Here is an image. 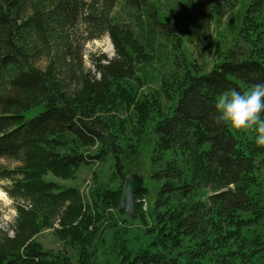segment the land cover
Here are the masks:
<instances>
[{
	"label": "trees",
	"instance_id": "obj_1",
	"mask_svg": "<svg viewBox=\"0 0 264 264\" xmlns=\"http://www.w3.org/2000/svg\"><path fill=\"white\" fill-rule=\"evenodd\" d=\"M203 10L227 18L233 38L209 72L153 0H0V182L16 210L12 234L0 231V264H72L36 240L48 229L79 264H98L122 189L97 187L86 201L46 176L73 179L111 158L125 178L122 143L132 134L137 155L150 125L159 188L148 217L149 191L137 198L149 241L135 251L120 243L118 264H264V145L216 109L231 90L264 83V0H204ZM105 35L115 56L92 59L93 71L85 45ZM159 66L160 87L148 90Z\"/></svg>",
	"mask_w": 264,
	"mask_h": 264
},
{
	"label": "rangeland",
	"instance_id": "obj_2",
	"mask_svg": "<svg viewBox=\"0 0 264 264\" xmlns=\"http://www.w3.org/2000/svg\"><path fill=\"white\" fill-rule=\"evenodd\" d=\"M161 8L164 18L171 17L178 26L182 29L183 50L188 52L189 58L198 67L201 72H209L217 63L219 54L218 48L224 50L232 46V36L228 34V19L217 20L210 18L204 14V0H153ZM85 65L94 71L92 59H97L102 55L108 58L115 56L114 45L108 35L101 39H95L87 42L85 45ZM216 52V53H215ZM217 54V57H216ZM38 66L45 67L43 61L38 62ZM157 70L152 72V84L147 89L155 91L160 87V78L165 74V67L159 66ZM38 113V110L29 111L26 116L31 118ZM124 116H126L124 114ZM134 121V120H133ZM133 124V123H131ZM153 126L150 125L147 131L143 134L139 151L134 155L131 151L134 149L136 138L132 134L128 135L122 143L125 148L124 163H125V178L116 174L114 160L109 158L104 163H94L93 165H84L76 173L73 179H61L53 174H48L46 179L53 181L67 188H77L81 191L86 201H90L92 193L97 187L111 188L113 190L122 189L123 195L127 176L138 174L144 178V187L149 191L145 195V199L140 203L146 216L153 208L155 202L156 191L159 184L151 178V166L153 149L155 145V135L152 132ZM242 130V129H240ZM250 135L255 134L252 130H244ZM93 149L91 152H94ZM2 164H7L3 161ZM260 179L263 184L264 197V169L260 173ZM6 182H0V231H7L12 234V225L16 218V210L14 201L10 199L5 192L4 187ZM117 223L114 227L109 228L103 234L102 239L97 244L98 264H118L119 263V245L122 242L126 243V247L133 251L145 246L149 238L144 237L145 227L139 218L132 219L127 215H117ZM45 250L53 252L64 251L71 260L72 264H79L78 253L72 248L61 242L55 235L54 229L43 231L36 238ZM121 243V244H120Z\"/></svg>",
	"mask_w": 264,
	"mask_h": 264
},
{
	"label": "clouds",
	"instance_id": "obj_3",
	"mask_svg": "<svg viewBox=\"0 0 264 264\" xmlns=\"http://www.w3.org/2000/svg\"><path fill=\"white\" fill-rule=\"evenodd\" d=\"M218 120L232 127L252 130L256 133L255 142L264 145V83H257L248 91L231 90L216 102Z\"/></svg>",
	"mask_w": 264,
	"mask_h": 264
},
{
	"label": "water",
	"instance_id": "obj_4",
	"mask_svg": "<svg viewBox=\"0 0 264 264\" xmlns=\"http://www.w3.org/2000/svg\"><path fill=\"white\" fill-rule=\"evenodd\" d=\"M144 189V178L138 174L127 176L122 202L119 207L121 215L132 219L139 218L138 194Z\"/></svg>",
	"mask_w": 264,
	"mask_h": 264
}]
</instances>
